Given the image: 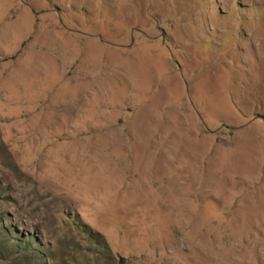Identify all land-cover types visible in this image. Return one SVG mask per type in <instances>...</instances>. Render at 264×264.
Wrapping results in <instances>:
<instances>
[{
  "label": "rangeland",
  "instance_id": "obj_1",
  "mask_svg": "<svg viewBox=\"0 0 264 264\" xmlns=\"http://www.w3.org/2000/svg\"><path fill=\"white\" fill-rule=\"evenodd\" d=\"M0 264H264V0H0Z\"/></svg>",
  "mask_w": 264,
  "mask_h": 264
}]
</instances>
